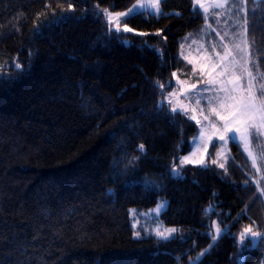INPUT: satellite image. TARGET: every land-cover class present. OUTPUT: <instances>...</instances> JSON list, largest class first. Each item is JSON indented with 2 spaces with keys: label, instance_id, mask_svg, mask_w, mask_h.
Listing matches in <instances>:
<instances>
[{
  "label": "trees",
  "instance_id": "1",
  "mask_svg": "<svg viewBox=\"0 0 264 264\" xmlns=\"http://www.w3.org/2000/svg\"><path fill=\"white\" fill-rule=\"evenodd\" d=\"M135 1L0 0V264H239L237 234L252 221L264 231L241 147L231 144L227 174L193 164L171 174L198 125L170 114L171 87L156 81L172 86L181 40L205 20L192 0H163L162 15L132 14L133 31L110 34L103 10ZM245 16L264 71V3L247 0ZM162 198L163 221L185 237H134L129 209ZM208 216L232 235L191 263L211 243ZM242 254L264 264V244Z\"/></svg>",
  "mask_w": 264,
  "mask_h": 264
},
{
  "label": "snow or ice",
  "instance_id": "2",
  "mask_svg": "<svg viewBox=\"0 0 264 264\" xmlns=\"http://www.w3.org/2000/svg\"><path fill=\"white\" fill-rule=\"evenodd\" d=\"M163 0H148V3L153 9H155L156 15H162L160 5ZM264 3V0H260ZM140 7H143L144 0H137ZM229 3V0H211L210 3L206 4L205 0H192L193 11L196 12L198 5L200 9L203 10L205 28H210L211 25L209 21L210 10L223 9ZM71 8V4L69 5ZM136 5L129 9L127 13L116 12L112 13L109 9H104V14L107 17V22L109 25L113 23V17H115L119 22L124 24L123 31L130 32L133 29L127 26V20L130 15L134 12ZM244 11V9H241ZM180 15V13H176ZM219 16V14H217ZM123 18V19H121ZM217 19V23H219ZM241 30L239 31H225L223 35L220 36V43L217 44L213 42L211 46L212 52L205 57V63L200 66L201 77L206 76L207 79H201L199 83L202 87L197 88L196 84H191L189 88L185 89L181 87L180 95L189 101H195L196 107L192 108L194 113L189 119L196 121L199 127V137L200 139H206L211 143L212 147H216L213 137H216L220 142V148L223 150L225 146L229 144H235L237 147L243 145V152H246L248 157L252 160L253 167L257 164H261L264 167V71H261L258 58H253V44L254 41L248 39V20L245 16L244 22L239 26ZM111 28L109 32L111 34ZM116 33L120 31L119 25L117 24ZM220 35L218 29H213ZM205 29H201V34H204ZM160 35V31L156 33ZM143 35V34H142ZM192 36L191 33L185 36V41ZM196 43V40H193ZM181 49L184 48V44L180 45ZM203 47V46H202ZM218 48H222L223 52L217 51ZM162 55V53H161ZM183 56V52H181ZM188 63H193L187 57H183ZM15 67L21 69V64L16 63ZM197 68L194 64L193 74H196ZM173 77L177 76L176 72L172 73ZM177 83L181 86L187 84V81L178 80ZM156 84L163 90L166 86L171 87L169 82L167 85L161 84L159 80ZM195 90V91H192ZM176 90L168 93V96L164 98L171 105L168 111L174 117L175 115L183 114L187 116L189 106L184 105L181 101L177 100L176 103L172 102L171 97L175 95ZM163 96V91H161ZM164 100L158 101L156 108L158 111L165 110ZM199 110L201 118H197L195 113ZM196 143V138L193 139L192 144ZM254 146H258L259 150L254 151ZM139 151L141 153L145 152V145L140 144ZM209 144L205 143V154H207ZM221 153H218L220 155ZM194 155V154H193ZM139 156H134L129 161L138 160ZM212 164H217V160H212ZM185 164H193L196 166L206 167L205 156L201 155L199 159H190L189 156H182L180 158V167L173 164L171 167V174L178 176L181 174L182 167ZM218 167L224 169L225 164H219ZM261 169H258V171ZM127 166L123 172L119 175L121 178L127 175ZM225 174L227 170L225 169ZM146 183H149L145 179ZM248 181H245L247 185ZM261 195H264V191H261ZM164 206L163 203H158L156 209L154 210L159 214L160 209ZM211 207V205H210ZM222 223V222H221ZM255 221L251 224L245 225L242 230L237 234V244L238 251L241 253L239 256V264H244L245 257L243 252L248 249H255L258 245L264 244V231L256 230L252 227ZM211 226L215 228V235H211V243L207 248L201 251L197 260L200 257L207 254V252L215 245L218 238L222 237L227 226L224 228L220 227L216 221H212ZM133 228H136V224H133ZM155 236L159 240H170L174 237L177 229L175 228H164L160 230L159 228L152 230ZM140 231H135L134 236L139 237ZM228 235H232L230 230H227Z\"/></svg>",
  "mask_w": 264,
  "mask_h": 264
},
{
  "label": "rangeland",
  "instance_id": "3",
  "mask_svg": "<svg viewBox=\"0 0 264 264\" xmlns=\"http://www.w3.org/2000/svg\"><path fill=\"white\" fill-rule=\"evenodd\" d=\"M210 2L211 0H205L206 4ZM246 3H247V0H229V3L226 5L225 8L210 10L208 23L211 25V27L205 28V23H204L202 27L205 29L204 34H201V29H202L201 28L196 33H192V36H190L187 41H185V39L181 40L180 45L183 43L184 48L181 49L180 47V56H181V52H183V56H181L182 58L187 57L189 60H192L197 68V72L196 74H193L194 64L188 63L187 60L183 58L185 60V68L176 71L177 76L174 77V82L172 83L171 88L168 90L166 97L168 96V93L173 92V89H175L176 90L175 95L171 97L172 102L176 103L177 100H179L184 105H188L189 106V110H188L189 116H192L194 114L191 109L195 108L196 104L194 100L189 101L187 99H184V97L180 95L181 87H184L185 89H187L189 88L191 84H196L197 88L202 87L199 81L202 78L207 79V77L206 76L201 77L200 71H199L200 66L206 62L205 57L207 54L210 53L213 56L215 55V52H212L211 50V46L213 42H216L217 44L220 43V36L223 35L225 31L231 32V31L241 30L239 26L242 25L244 22ZM134 5H136V7L132 14H135L141 11H147L149 13L156 14L155 9L151 7V5L148 3V0H144L143 7H140V5L137 3V0H136L134 3H132L130 6H128L125 9L109 10V11H111L112 13H116V12L127 13L128 10L133 8ZM197 7L199 8L198 5ZM160 9H161V6H160ZM241 9H244V11H241ZM200 11L203 14V10L200 9ZM217 14H219V16H217ZM103 15L107 22V17L105 16L104 11H103ZM217 19H219L220 21L219 23H217ZM117 24L119 25V28H120L119 32H124L123 31L124 24L122 22H119L115 17H113V23L111 25L109 24L108 25L113 30H116ZM213 29H218L220 32V35H217V32L213 31ZM193 40H196V43H193ZM217 51H220L222 54L223 49L218 48ZM178 80L187 81V84L181 86L177 83ZM192 91H195V90H192ZM195 115L197 116V118L202 119L199 110H197ZM194 138H196V143L192 144V141ZM213 141H215L216 147H212L211 143L208 142L206 139L204 140L200 139L199 127H198L197 133L191 139V149L187 153L182 154L179 157L177 167H180V158L182 156H189L190 159L195 160V159H199L201 155H204L206 165H216L218 167L219 164H225L224 170L227 169L229 160L233 157L231 144L225 146V148L222 150L220 148V142L218 141L216 137H213ZM262 141H264V138H262ZM205 143L209 144L207 154H205V148H204ZM240 147L243 150V145H241ZM258 150H259L258 146H254V151H258ZM218 153H221V154L218 155ZM244 153L247 155L246 152ZM249 159L251 161V167L254 170V174H250V173L248 174L252 178V180H254L257 183L260 191H264V167H262L261 164L259 163L257 164L256 167H253L252 160L251 158ZM212 160H217V164H212L211 163ZM185 165H188V164H185ZM258 169H261V170L258 171ZM158 203L164 204V206L160 209L159 214H157L154 211ZM166 206H167V199L162 198L156 204H154L153 206L149 208L138 209L135 207H131L129 209V215H130L132 228H133V224H136V228H133V233L135 231L141 232L139 237H136V236L134 237L140 238V237L149 236V235L155 236L152 230L156 228H159L160 230H163L164 228H175L177 229V231L174 234V237H180V238L185 237V231L183 228L176 226V225H168L163 221L161 217V213L164 211ZM212 221H216L220 227L224 228V226L220 225L219 220L217 218H211L210 216H208V219L206 220V222L211 224ZM210 234L215 235V228H213L212 226H211ZM201 251L198 253V255L194 259H192L191 263H193L197 259Z\"/></svg>",
  "mask_w": 264,
  "mask_h": 264
}]
</instances>
